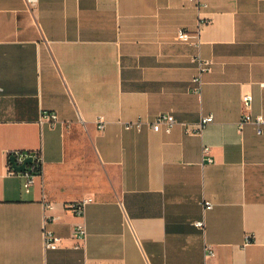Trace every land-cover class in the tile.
<instances>
[{
	"label": "crops",
	"instance_id": "obj_1",
	"mask_svg": "<svg viewBox=\"0 0 264 264\" xmlns=\"http://www.w3.org/2000/svg\"><path fill=\"white\" fill-rule=\"evenodd\" d=\"M200 2L0 0V264H201L206 245V264H264V126L237 130L264 114V0ZM200 23L198 49L176 38ZM196 55L211 62L198 94ZM160 113L169 133L124 129ZM15 151L39 156L28 193Z\"/></svg>",
	"mask_w": 264,
	"mask_h": 264
},
{
	"label": "built area",
	"instance_id": "obj_2",
	"mask_svg": "<svg viewBox=\"0 0 264 264\" xmlns=\"http://www.w3.org/2000/svg\"><path fill=\"white\" fill-rule=\"evenodd\" d=\"M37 0H24V3L28 9H31L36 4ZM191 2H194L196 6L198 7V10L205 7V4L200 2V0H188ZM201 24H198L197 29L193 32H187L182 29H179L176 34V38L183 42L188 43L194 46L195 48H199L201 44L200 40V27ZM194 61L197 65V73L191 78V87L190 90L192 93L198 94L200 91V88L202 86V75L210 70L211 62L209 60L201 58L199 55H196L194 58ZM261 87L264 88V83L261 84ZM241 104L244 110L246 111L249 108V105L251 103V95L248 93H245L241 96ZM40 121H47L50 123H54L56 121V115L53 112H44L40 115ZM212 122V116L208 115L206 117H202L197 124L196 128L193 129L190 125L182 124L184 132L186 134L194 133L196 131H200L202 127L208 123ZM176 124V121L174 117L170 113H160L154 117L152 121H144L140 118H137L133 121L127 122L124 124L125 130H132L135 132H139L143 125H147L150 130L154 132L163 131L165 133H169L172 129V127ZM246 124H251L254 126L255 131L257 134L261 133V129L264 126V114H256L252 115L248 112H244L241 114L238 123H237V130L240 132L242 127ZM104 127V122L99 118L96 120V129L102 130ZM202 153L206 160L208 162H211V158L209 157V149L208 147H203ZM11 156L14 157V161L16 165H20L24 159L30 157V162L26 163L24 166V169L17 173L15 172L10 165V172L16 173L22 178V190L25 193H28L34 183V178L38 175H40V160L38 153H30V152H20L15 151ZM92 199H82L80 201L68 203L67 207L70 209L74 214L76 215H82L84 206L91 202ZM46 207L50 208V204H45ZM203 210H208L211 208V204L209 202L203 203ZM45 224V221H44ZM194 225L198 228L204 227L203 220L196 221ZM85 236V231L83 225H79L75 229L74 237L78 240H82ZM42 237H43V245L46 249H56L59 245L60 238L53 235L51 232L45 230L43 228L42 230ZM250 237L247 236L244 240V243H249ZM204 260L201 264H206V260L209 258L214 257V251L206 245L204 247Z\"/></svg>",
	"mask_w": 264,
	"mask_h": 264
},
{
	"label": "water",
	"instance_id": "obj_3",
	"mask_svg": "<svg viewBox=\"0 0 264 264\" xmlns=\"http://www.w3.org/2000/svg\"><path fill=\"white\" fill-rule=\"evenodd\" d=\"M30 160H31V158L28 157V158L24 159L23 162L20 165H16L15 161H14V157L11 156L9 158V162H10L11 168L17 173L21 172L24 169V167H25L24 165L26 163L30 162Z\"/></svg>",
	"mask_w": 264,
	"mask_h": 264
}]
</instances>
